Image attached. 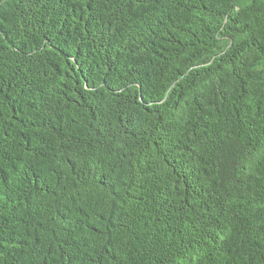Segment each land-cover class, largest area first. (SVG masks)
Returning a JSON list of instances; mask_svg holds the SVG:
<instances>
[{
    "label": "trees",
    "instance_id": "trees-1",
    "mask_svg": "<svg viewBox=\"0 0 264 264\" xmlns=\"http://www.w3.org/2000/svg\"><path fill=\"white\" fill-rule=\"evenodd\" d=\"M0 264H264V0H2Z\"/></svg>",
    "mask_w": 264,
    "mask_h": 264
},
{
    "label": "water",
    "instance_id": "water-1",
    "mask_svg": "<svg viewBox=\"0 0 264 264\" xmlns=\"http://www.w3.org/2000/svg\"><path fill=\"white\" fill-rule=\"evenodd\" d=\"M2 0H0V4H1Z\"/></svg>",
    "mask_w": 264,
    "mask_h": 264
}]
</instances>
